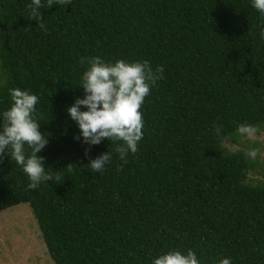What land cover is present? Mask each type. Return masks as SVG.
I'll return each instance as SVG.
<instances>
[{
	"label": "trees",
	"instance_id": "1",
	"mask_svg": "<svg viewBox=\"0 0 264 264\" xmlns=\"http://www.w3.org/2000/svg\"><path fill=\"white\" fill-rule=\"evenodd\" d=\"M31 3L0 0V126L10 89L37 95L48 136L39 155L61 179L29 189L5 150L0 210L27 202L55 264H153L175 250L199 264H264V179L250 181L245 151L223 147L241 123L264 128V15L253 0H71L40 10L46 31ZM95 56L164 67L127 164L122 141L85 143L68 112L85 96L80 60ZM108 150L93 173L90 160Z\"/></svg>",
	"mask_w": 264,
	"mask_h": 264
},
{
	"label": "clouds",
	"instance_id": "2",
	"mask_svg": "<svg viewBox=\"0 0 264 264\" xmlns=\"http://www.w3.org/2000/svg\"><path fill=\"white\" fill-rule=\"evenodd\" d=\"M54 4L67 6L71 4V0H46V3L45 0H32L28 5L31 9V20L37 22L45 31L44 16L40 10L51 8ZM253 6L264 15V0H253ZM261 36L264 37V32ZM86 63L88 68L82 74L80 86L84 89L85 96L76 98L68 112L77 122L85 143L97 145L105 138L110 142L122 141L116 146L115 152L123 164H127L129 153L135 154L139 151V142L144 137L141 109L145 98L163 77L164 67L158 65L154 69L147 60L128 62L121 59L115 63H107L100 56L82 57L80 64L83 66ZM9 91L13 103L2 114L0 159L7 150L11 160L27 174L30 181L29 189L35 190L41 183L48 181L59 184L61 179L59 173L46 171L45 157L39 155L48 143V136L41 132V125L34 116L39 97L20 88ZM81 106H85L87 110H81ZM214 130L219 135L221 126H214ZM236 134L252 142L258 137H264L259 125L248 123L239 124ZM25 145L31 149L30 155L25 154ZM245 155L252 161L258 157L264 159V152L256 147L247 150ZM111 159L112 153L108 150L91 159L88 167L93 173L102 175L105 165ZM66 168L71 171V164ZM153 264H199V260L192 250L187 254L175 250L154 258ZM218 264H232V261L226 257Z\"/></svg>",
	"mask_w": 264,
	"mask_h": 264
},
{
	"label": "rangeland",
	"instance_id": "3",
	"mask_svg": "<svg viewBox=\"0 0 264 264\" xmlns=\"http://www.w3.org/2000/svg\"><path fill=\"white\" fill-rule=\"evenodd\" d=\"M223 147L230 152H246L253 147L264 152V137H258L255 142L239 137L238 142L225 141ZM254 166L248 177L256 183L264 179V159L258 157ZM0 264H55L27 202L0 210Z\"/></svg>",
	"mask_w": 264,
	"mask_h": 264
}]
</instances>
